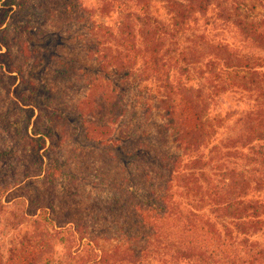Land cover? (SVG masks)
I'll list each match as a JSON object with an SVG mask.
<instances>
[{
    "label": "trees",
    "instance_id": "trees-1",
    "mask_svg": "<svg viewBox=\"0 0 264 264\" xmlns=\"http://www.w3.org/2000/svg\"><path fill=\"white\" fill-rule=\"evenodd\" d=\"M46 5L0 0L8 94L27 84L16 56L42 65L31 15ZM99 11L116 21L92 29L107 37L89 48L102 79L83 100L47 84L39 98L30 80L24 108H0V264H264V57L198 24H231L264 49V0H101ZM109 84L110 101L121 91L111 125L95 113V88ZM239 93L255 101L225 112L220 100ZM65 125L82 176L57 158Z\"/></svg>",
    "mask_w": 264,
    "mask_h": 264
},
{
    "label": "rangeland",
    "instance_id": "rangeland-1",
    "mask_svg": "<svg viewBox=\"0 0 264 264\" xmlns=\"http://www.w3.org/2000/svg\"><path fill=\"white\" fill-rule=\"evenodd\" d=\"M68 2L69 0H47L45 9L37 10L35 6L32 7L33 14L31 17L34 21L32 20L31 22L33 28L30 33L35 35L37 39L32 38V40L34 39L40 44H43L41 48L44 59L40 67H35L32 65L34 58L27 60L20 56L15 57V62L21 67L27 84H19L16 90L14 87H11L12 89H10V91L12 95L8 94L9 91L3 89V86H0V108L2 111L6 110L9 105L18 102L20 104L19 107L24 108V106H22L21 96L24 94L25 97L23 98H28L30 95L31 88L28 86L30 80H34L38 85L40 84V88L37 92L39 98L44 99L47 96V90H43V88H45L44 85L47 84L49 86L47 88H51L53 93H56L63 98V100L73 101L72 104L75 105L79 100H83L82 97L84 95L89 94L88 87L96 83L98 79H102L101 77H97V69L101 66L102 62L100 58L101 55L92 51L90 52L89 48H93V45H90L93 44L94 39L97 38V40L102 43L104 38L107 37L105 29H102L103 31L100 30L96 36L92 29L99 25L111 26L112 23L116 21L115 15L112 17H106L104 13L101 15L99 11L101 0H71L70 3ZM33 5H35V2H33ZM156 5L159 15H163L162 12L164 11L162 10V5L159 2H156ZM63 12L65 14H63ZM110 18L112 20H110ZM201 22V20L198 21L200 27L199 32L204 33L207 40H224L225 42L233 44L230 48L231 50H229L232 53L238 54V56L253 55L260 56L261 58L264 57V49L243 39L239 31L236 30L233 25H226L219 20L203 28ZM51 55L56 56L57 58L55 59L57 60L54 62H52L53 60L49 61L48 58ZM18 83H20L19 80L16 84ZM4 84L7 85L8 83L6 82ZM105 85L107 86L106 83ZM107 88L110 90L112 88L111 84L103 89L95 88L98 96L96 99L97 106H100L95 113L101 117L96 119L101 120L102 124H107L109 119V125H111L116 119V115L110 113L109 110L118 103L121 91L116 90L114 94H111L112 101H110L109 97L105 95ZM133 98V93L129 95L125 93L124 100L129 101ZM254 101L253 97H248V95L246 97L240 93L236 95L228 94L220 100L221 108L230 114L237 113L242 106ZM14 110L15 108L13 111ZM16 110H19V108H16ZM18 114L22 116V120L25 122L26 113L21 114L20 111H18ZM89 117L90 116L86 117V120L88 119L90 121ZM73 128L72 125L71 127L65 125L63 130L58 128L55 131L58 134L62 133L61 135L65 140L63 149L59 150L57 158L67 160V170L70 173H76L78 176H82L83 167L77 169L78 167L75 162L77 152H70L74 148V140L76 136H78V134L73 131ZM72 134L76 135L72 137ZM100 161L104 163L107 160L103 157ZM90 176L91 174L88 175V179ZM89 183L90 181L88 180L85 184ZM9 200H11V197H9Z\"/></svg>",
    "mask_w": 264,
    "mask_h": 264
}]
</instances>
